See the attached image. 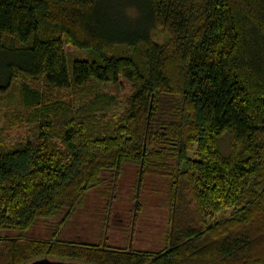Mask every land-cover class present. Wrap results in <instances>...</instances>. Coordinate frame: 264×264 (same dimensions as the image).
I'll use <instances>...</instances> for the list:
<instances>
[{
    "label": "trees",
    "instance_id": "16d2710c",
    "mask_svg": "<svg viewBox=\"0 0 264 264\" xmlns=\"http://www.w3.org/2000/svg\"><path fill=\"white\" fill-rule=\"evenodd\" d=\"M20 75L131 92L106 119L104 96L24 86L36 108L12 125L37 136L0 127V264H264V0H0V93ZM127 170L135 218L152 194L167 212L156 251L106 244Z\"/></svg>",
    "mask_w": 264,
    "mask_h": 264
},
{
    "label": "rangeland",
    "instance_id": "374dc122",
    "mask_svg": "<svg viewBox=\"0 0 264 264\" xmlns=\"http://www.w3.org/2000/svg\"><path fill=\"white\" fill-rule=\"evenodd\" d=\"M64 48L69 59L88 58L87 50L78 49L69 45H65ZM69 68L71 69V60H69ZM25 85L43 93V105H46L48 101L54 99L71 103L73 107H80L91 98L96 99L104 96L101 98V101L103 99V105L106 107V119L114 117V114H119L123 111L125 99L131 92V83L124 78H121L120 81L115 84L89 81L86 86L83 87L71 86L63 89H52L46 87L43 77L32 78L20 75L7 91L0 93V127H7L12 139L24 138L29 141L36 140V124L27 122L20 126L12 125L15 115H19L18 113L24 114L36 108L27 103ZM98 114L103 116L102 111L98 112ZM127 171H124L120 177V189L116 190L118 197H113L110 204L111 208L107 213L109 226L108 229H106V233L108 234L106 244L117 247L132 245V247L156 251L161 246V233L166 230L167 212L161 209L160 204H158L160 201L155 200L158 197L152 194V198L150 197L149 200H144V198H142L144 206L141 209V218L140 220L137 219V217L135 218L134 212L132 211L134 203L128 195L129 188L135 183V175L133 172ZM149 190L151 189L146 187L142 194L146 195ZM94 197L99 196L96 195V191L92 190L90 192V199H96ZM90 202L92 201L89 200L87 207L89 212H92L93 207ZM82 209L81 213L84 211ZM80 220H82L79 224L80 232L84 239H87L88 237L83 234L87 233L86 231L88 228L84 227L87 226V221L91 220V218L86 214L82 215ZM80 220H78V222ZM131 232L132 236L128 237L127 240V236Z\"/></svg>",
    "mask_w": 264,
    "mask_h": 264
},
{
    "label": "water",
    "instance_id": "95a60500",
    "mask_svg": "<svg viewBox=\"0 0 264 264\" xmlns=\"http://www.w3.org/2000/svg\"><path fill=\"white\" fill-rule=\"evenodd\" d=\"M28 264H81V263L73 262V261H61V260L43 257V258L35 259Z\"/></svg>",
    "mask_w": 264,
    "mask_h": 264
}]
</instances>
